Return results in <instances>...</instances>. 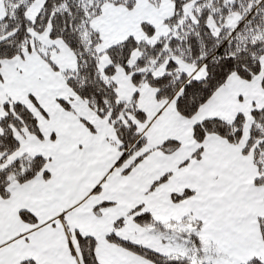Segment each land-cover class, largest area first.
I'll use <instances>...</instances> for the list:
<instances>
[{"label":"snow or ice","instance_id":"6c2138e0","mask_svg":"<svg viewBox=\"0 0 264 264\" xmlns=\"http://www.w3.org/2000/svg\"><path fill=\"white\" fill-rule=\"evenodd\" d=\"M0 264H264V0H0Z\"/></svg>","mask_w":264,"mask_h":264}]
</instances>
